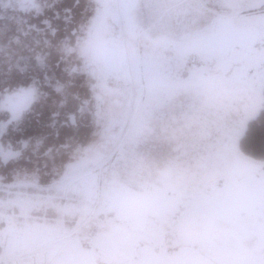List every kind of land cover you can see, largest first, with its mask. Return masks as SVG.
I'll return each instance as SVG.
<instances>
[{
    "label": "snow or ice",
    "instance_id": "6c2138e0",
    "mask_svg": "<svg viewBox=\"0 0 264 264\" xmlns=\"http://www.w3.org/2000/svg\"><path fill=\"white\" fill-rule=\"evenodd\" d=\"M49 107L63 140L21 139ZM70 195L111 214L106 264H264V0H0V216ZM68 246L27 224L0 264Z\"/></svg>",
    "mask_w": 264,
    "mask_h": 264
},
{
    "label": "rangeland",
    "instance_id": "374dc122",
    "mask_svg": "<svg viewBox=\"0 0 264 264\" xmlns=\"http://www.w3.org/2000/svg\"><path fill=\"white\" fill-rule=\"evenodd\" d=\"M32 192L33 190H27ZM61 211L42 210L33 211L25 216L20 207L7 205L0 216V234L6 240L11 237L22 236L25 226L32 223H56L66 230L76 246L61 249V254L72 261V264H106L108 247L97 244L109 229L112 219L110 213L104 209L101 200L85 201L77 196H67L57 200ZM251 243V241H248ZM27 251H33L28 249Z\"/></svg>",
    "mask_w": 264,
    "mask_h": 264
},
{
    "label": "flooded vegetation",
    "instance_id": "af4514ba",
    "mask_svg": "<svg viewBox=\"0 0 264 264\" xmlns=\"http://www.w3.org/2000/svg\"><path fill=\"white\" fill-rule=\"evenodd\" d=\"M15 15L23 16V17L27 18L26 14H24V13H17ZM55 71L57 72V74H59L60 69H56ZM80 91H81L82 96L85 95L86 90L81 89ZM87 98L90 99V93L87 94ZM105 107L106 108L109 107V102L107 100L105 101ZM51 111H52L51 107L46 108L44 111V115L38 118L39 122H33V124L28 128V131L21 137V139H29L30 137H36V136H39L42 133H44V134H50L51 135V142L52 143H58L60 140H63L64 130L61 131V135L57 138L55 136V129L49 127V124L51 123V121L49 119ZM87 131H88L87 129L82 130V132H85V133ZM33 143H34V141H33ZM45 159H47V158L44 157L43 154L41 153L39 156V160H38V163H39V166L41 167V169H43V164H44ZM34 161H35V158H34ZM35 166H36L35 162L32 165H30V167H35ZM46 182H47V177L43 176V172H42L41 173V183L43 184ZM28 190H32V189H28Z\"/></svg>",
    "mask_w": 264,
    "mask_h": 264
}]
</instances>
